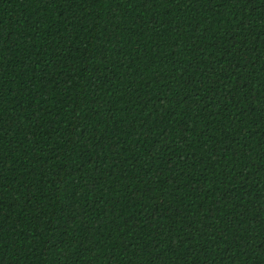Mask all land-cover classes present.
<instances>
[{"label": "trees", "instance_id": "trees-1", "mask_svg": "<svg viewBox=\"0 0 264 264\" xmlns=\"http://www.w3.org/2000/svg\"><path fill=\"white\" fill-rule=\"evenodd\" d=\"M0 264H264V0H0Z\"/></svg>", "mask_w": 264, "mask_h": 264}]
</instances>
